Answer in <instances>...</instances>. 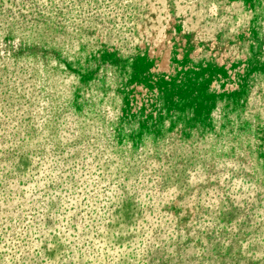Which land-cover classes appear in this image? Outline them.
Wrapping results in <instances>:
<instances>
[{
    "label": "rangeland",
    "instance_id": "rangeland-1",
    "mask_svg": "<svg viewBox=\"0 0 264 264\" xmlns=\"http://www.w3.org/2000/svg\"><path fill=\"white\" fill-rule=\"evenodd\" d=\"M0 264H264V0H0Z\"/></svg>",
    "mask_w": 264,
    "mask_h": 264
},
{
    "label": "bare ground",
    "instance_id": "bare-ground-1",
    "mask_svg": "<svg viewBox=\"0 0 264 264\" xmlns=\"http://www.w3.org/2000/svg\"><path fill=\"white\" fill-rule=\"evenodd\" d=\"M158 50H159V53H160L159 55L162 58V65L165 67L167 65V63H168V58H169V54H170L169 50L164 46V43L158 44ZM165 68H167V67H165Z\"/></svg>",
    "mask_w": 264,
    "mask_h": 264
}]
</instances>
